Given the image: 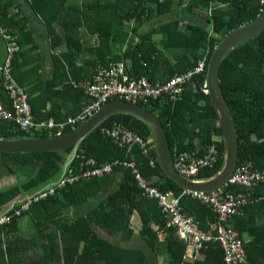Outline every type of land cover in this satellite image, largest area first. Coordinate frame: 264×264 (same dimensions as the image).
I'll use <instances>...</instances> for the list:
<instances>
[{
	"label": "trees",
	"instance_id": "1",
	"mask_svg": "<svg viewBox=\"0 0 264 264\" xmlns=\"http://www.w3.org/2000/svg\"><path fill=\"white\" fill-rule=\"evenodd\" d=\"M25 1L49 28L52 45L61 42L54 24L63 28L66 50L53 56L55 76L63 83L60 91L77 96L76 106L68 108L65 114L56 113L46 109L52 97L47 85L36 94L35 86L25 83V77L20 76L23 65L19 57L23 58L29 50H20L25 41L19 37L29 32L11 29V23L13 28L16 22V14L10 12L13 0H0V26L19 45L13 55L11 74L20 85L28 86L25 88L35 122L49 118L59 122L78 114L92 99L83 86L76 87L74 83L90 80L98 64L108 60H128L131 76H146L152 82H166L176 74L195 70L205 55L208 65L218 42L233 29L258 17L264 5V0ZM154 17L162 21L140 32L139 26ZM91 36L95 40L87 45L86 38ZM77 58L80 64L76 63ZM206 73L207 66L204 72L194 73L178 100L161 97L138 103L158 116L173 153L186 150L202 154L211 145L215 146L218 160L212 168L202 170L197 179L214 175L223 163L222 128L208 90L203 86ZM218 79L237 129V165L250 163L253 168L263 170L264 29L222 58ZM0 103L4 108L10 106L3 84ZM112 121L141 136L147 143V154L138 146L121 147L118 139L105 135L102 127ZM82 123L67 124L62 130L57 127L25 130L14 121L1 120L0 138L54 136ZM72 148L24 153L0 151V180L11 175L16 178L0 187V211L12 202L18 207L16 200L55 182ZM89 158L97 163L115 160L119 163L102 176L85 177L81 172ZM123 160L134 161L136 169L124 166ZM68 168L71 170L68 176L77 175L76 180L56 187L53 193L32 201L20 216L0 224V264H157L162 253L166 254V264H224L223 248L213 239L204 243L202 258H184L186 243L178 237L176 227L167 225V216L157 199L142 194L138 173L164 193L171 191L179 196L184 189L161 170L152 131L139 118L130 114L107 118L78 144ZM114 175L115 186L98 199ZM226 190L249 192L258 201L240 206L238 212L227 218L226 226L236 230L243 240L247 255L243 264H264V216L259 213L264 204V180L252 189L232 184ZM180 206L198 222L200 229L215 234L218 219L210 207L193 194L182 195ZM134 214L140 221L137 234L132 225ZM245 233L248 237L244 238ZM134 237L141 245L133 242Z\"/></svg>",
	"mask_w": 264,
	"mask_h": 264
},
{
	"label": "built area",
	"instance_id": "2",
	"mask_svg": "<svg viewBox=\"0 0 264 264\" xmlns=\"http://www.w3.org/2000/svg\"><path fill=\"white\" fill-rule=\"evenodd\" d=\"M2 35L6 41V58L0 66V76L10 99V107L4 108L0 106V121H14L19 128L25 130L30 127L37 129L57 127L62 130L67 124L82 123L99 109L102 104L112 98L136 100L147 96L156 97L162 93H167L170 98H175L176 94L181 90L179 84L181 85L190 76V73H187L175 76L165 84L152 85L145 78L130 79L124 72V64L119 62L112 65L109 69H103L101 76L91 83H74L76 87L83 86L86 94L92 99L91 102L82 107L78 114L68 116L64 121L59 122L53 118L35 122L31 105L28 101V93L11 74L13 55L19 50V45L14 41L13 36L6 34L5 29L2 30ZM106 133L112 137L121 135L123 142L128 144L139 143L147 145L141 136L131 134L118 126L107 129ZM217 160V149L214 145H211L207 149L205 156L200 159L194 158L187 152L181 153L176 165L180 172L186 175H193L204 165L213 167ZM104 169L109 170L110 166L106 165ZM98 172L100 170L93 171V173ZM256 179L264 180V169L258 170L253 168L250 163H241L236 165L230 182L237 185L251 186ZM66 180L67 178L63 177L58 184L63 185ZM139 180L146 194L158 198V203L167 216V225L175 226L178 237L185 241L184 258H199L202 255L201 250L204 247V243L213 239L217 240L223 248L224 264H243L247 261L243 240L236 230L226 226V220L233 213L238 212L240 206L258 202L257 200H247L243 198V195L225 191L224 188H219L211 193H194L201 199L203 204L210 207L216 214L218 221L215 224V234L211 235L200 229L198 222L192 216L182 211L179 198L174 196L172 192L160 193L156 188L147 186L141 178ZM46 188L47 186L39 188L17 201L20 204L18 207H14L15 202L5 205L0 211V224L9 222L11 217L20 216L22 211L28 210L32 201L45 196Z\"/></svg>",
	"mask_w": 264,
	"mask_h": 264
},
{
	"label": "water",
	"instance_id": "3",
	"mask_svg": "<svg viewBox=\"0 0 264 264\" xmlns=\"http://www.w3.org/2000/svg\"><path fill=\"white\" fill-rule=\"evenodd\" d=\"M264 29V5L261 14L254 20L242 24L225 35L210 56L206 80L209 89V97L218 114L222 128L223 163L221 168L212 176L194 181L181 175L174 166L173 155L168 143L165 129L156 116L141 105L127 102L121 99H113L103 104L82 124L67 133H59L54 136L22 137L5 139L0 138V151L3 152H34V151H62L73 147L64 167L69 164L75 155L78 144L96 127L107 118L115 114H130L147 124L153 136V147L156 160L165 173L182 188L193 191H211L224 185L231 177L238 159V135L234 118L223 94L218 79L221 60L240 43L257 35Z\"/></svg>",
	"mask_w": 264,
	"mask_h": 264
},
{
	"label": "crops",
	"instance_id": "4",
	"mask_svg": "<svg viewBox=\"0 0 264 264\" xmlns=\"http://www.w3.org/2000/svg\"><path fill=\"white\" fill-rule=\"evenodd\" d=\"M10 12L12 14H16L14 19L16 22L13 23V28L11 23V29L15 32L18 30L21 31L22 29H24V32H29V34L25 35L23 33L19 37L20 40L25 41L20 47V50H29L23 58L19 57V62H21L23 65L20 71V76L23 78L25 77L26 84L31 87L35 86L37 90L36 94L39 93V88H43L45 87V85H47V92L50 93L52 97L51 100L47 101L46 109H52L56 113L60 112L61 114H65L68 108L76 106L75 104L77 102V96L68 91H60L63 83L57 81L58 79H60L59 76H55L56 70L53 63V56L58 55L60 52L66 50L63 28H61L56 23L54 24L57 35L59 36L61 41L59 44L54 46L52 45V40L48 34L49 28L43 23L40 17H38L32 11L25 0H13L12 6L10 7ZM4 29L6 28L0 26V66L3 64V61L6 58V41L2 35V30ZM86 39H88L87 42L85 41L86 44L91 45V43L94 42L95 37L91 36L87 37ZM128 62V60L124 62L126 66L128 65ZM76 63H81L79 58H77ZM0 85H2L1 80ZM22 87H24L25 90V87L28 88V86L26 85ZM56 91L58 92L56 93ZM0 106L3 107L1 103ZM116 181L117 176L114 175L110 183L106 185L104 191L111 190L115 186ZM20 199L22 198H19L16 201H19ZM259 213L264 216V204L261 206V210L259 211ZM132 223L134 232L135 234H137L140 228V221L136 214L132 216ZM23 229L24 227L22 228V230ZM247 235L248 233H245L243 235L244 238L248 237ZM132 240L133 242H137L140 245L142 243L140 240L136 239V237L132 238ZM160 256L163 257L160 258ZM165 258L166 254L162 253L161 255H159L158 259H160L161 261L157 259V264H159V262H161L162 264H166ZM199 258H202V255Z\"/></svg>",
	"mask_w": 264,
	"mask_h": 264
},
{
	"label": "bare ground",
	"instance_id": "5",
	"mask_svg": "<svg viewBox=\"0 0 264 264\" xmlns=\"http://www.w3.org/2000/svg\"><path fill=\"white\" fill-rule=\"evenodd\" d=\"M247 23H248V22H247ZM259 33H260V32H259ZM119 62H121V63L124 64V72L128 75V77H129L130 79H136V80H137V79L145 78V79H147V81H148L149 83H151L152 85H156V84H159V85H161V84H165V83L169 82L171 79H173V77H175V76H181V75H185V74H187V73H190V76H189L187 79H185V81H184L181 85L179 84V86L181 87V90H180V92H179L178 94H176V97H175V98H170V96H169L167 93H162L161 95L156 96V97L147 96L146 98H143V99H136V100H125V99H121V100H125V101H127V102H131V103H134V104H138L140 101H142V100H146V99H150V98H151V99H158V98H161V97H167V98H169V99L172 100V101L178 100V99L180 98V96H181V93H182L183 90H184V85L186 84V82H187L188 80H190V78L193 76V74L196 73V72H204V70H206V66H207V55H205L203 58H201V59L199 60V62H198V66H197V68H196L195 70H189V71H187L186 73L176 74V75H174L173 77H171L170 79H168L166 82H159V81H157V82H152V81H150V80L148 79V77H146V76H142V77H133V76H131L130 73L128 72L127 66H126V64H125L123 61L108 60L106 63L98 64V66H97V68H96V72L92 75V77H91L90 80H88L87 82L80 81V82H78V83H83V84H84V83H91V82H93L97 77H100V76H101V71H102L103 69H109L112 65H114V64H116V63H119ZM200 63L202 64L201 66H200ZM218 73H219V72H218ZM219 83H220V82H219ZM203 86H204L205 88H207L208 93H209V89H208V85H207L206 77H205V79H204V84H203ZM220 86H221V85H220ZM221 88H222V87H221ZM222 91H223V90H222ZM223 94H224V93H223ZM225 99H226V98H225ZM138 105H140V104H138ZM142 107H143V106H142ZM150 112H151V111H150ZM152 113H153V112H152ZM156 116H157V115H156ZM157 117H158V116H157ZM159 120H160V119H159ZM161 123H162V122H161ZM162 125H163V124H162ZM115 126H118V127H120V129H123V130H125V131H127V132H130L131 134H135L133 131H131L130 129H128L126 126H124V125L118 123L117 121H112V122H110L109 125L102 127V132H103L105 135L109 136V135L106 133V130H107V129H112V128L115 127ZM163 127H164V126H163ZM165 132H166V131H165ZM110 137H112V136H110ZM112 138L118 139V144H119V146H121V147L125 146L126 148L130 149V148L133 147V146H138L140 149H142L143 153H146V154H147V152H148V147H147V145H141V144H139V143H133V144L125 143V142H123V138L121 137V135H119L118 137H112ZM167 139H168V138H167ZM168 143H169V142H168ZM171 151H172V150H171ZM183 152H187V153H189L191 156H193V157L196 158V159L203 158V157L205 156L206 152H204V153H202V154H198V153H194V152L192 153V152H190V151H186V150L177 151V152H175V153L172 152V155H173V161H174V166H175L176 170H177L181 175H183L184 177H186V178H188V179L194 180V181L203 180V179H197L196 176H197L202 170H204V169H206V168H212V167H210V166H208V165H204V166L200 167L199 170H198L195 174H193V175H186V174L180 172V170L178 169V167H177L176 164H177V162H178L179 159H180V154L183 153ZM76 153H77V149H76L75 155H74V157L72 158V160L75 158ZM72 160H71V161H72ZM71 161H70V162H71ZM70 162H69V163H70ZM117 163H119L118 160H115V161H113V162L97 163V161H96L94 158H89V159H87V162L84 163V167H83V169H82L81 175H82V176H85V177H86V176H102L104 173L111 172L112 169H113V165H114V164H117ZM121 163H122L124 166H126V167H130V168L136 169V167H135V163H134V161H132V160H123ZM150 163L152 164L153 162L150 161ZM68 165H69V164H67V166L64 167V170H63L62 174L60 175V177H59L55 182L49 183V184L47 185V188H46V194H45L44 197H46L48 193H53V192L55 191V188H56V187H62V186H64V185L66 184L67 181H68V182H72L73 180H76V179H77V175H73V176H70V177L68 176V174L71 172V170L68 168ZM106 165H109V166H110V169H109V170H105V169H104V166H106ZM94 170H100V172H98V173H93ZM164 174H165V173H164ZM232 175H233V173H232ZM232 175H231V177L228 179V181H227L224 185H222V186H220V187H217L216 189L211 190V191H193V190H189V189L182 188V187L180 186L182 189H184L181 195L177 196V195H175L173 192H172V193H173L174 196H177V197L179 198V203H180V197H181L182 195H189V194H193L198 200L201 201V199L198 198L194 193H200V192H201V193H211V192H213V191L218 190L219 188H224V190L227 191V190H226V187H227L228 185H232V184L234 185V183H231V182H230V179L232 178ZM63 177H64V178H67V180H66L65 184H63V185H59L58 182H59V180H60L61 178H63ZM139 178H141V179L143 180V182H144L147 186H149V187H154V188H156L160 193L165 194L164 192L160 191L157 187L152 186L151 184H149L148 181H147L145 178H143V177L138 173V175H137V181H138V184H139V186H140V188H141V190H142V194H143L144 196H148V197H151V198H155V199H157V201H158V198H156L155 196H150V195H148V194H146V193L144 192L145 190H144V188L141 186V183H140ZM169 179H170V178H169ZM204 179H206V178H204ZM172 181H173V180H172ZM259 181H263V180H261V179H256V180L254 181V183H253L251 186H245V185H241V184H239V185H240V186H243L244 188H247V189H252V188H254V187L257 185V183H258ZM177 185H178V184H177ZM184 191H186V192H184ZM168 192H171V191H168ZM168 192H166V193H168ZM239 194L243 195V198H245V199H247V200H256V199L253 198V196H251V193H249V192H248V193H241V192H240ZM158 204H159V203H158Z\"/></svg>",
	"mask_w": 264,
	"mask_h": 264
},
{
	"label": "rangeland",
	"instance_id": "6",
	"mask_svg": "<svg viewBox=\"0 0 264 264\" xmlns=\"http://www.w3.org/2000/svg\"><path fill=\"white\" fill-rule=\"evenodd\" d=\"M179 14V13H178ZM180 15V14H179ZM166 19H168V18H166ZM160 21H162V19H160V18H156V17H154V18H152L149 22H147L146 24H143V25H141V26H139V31L140 32H143V31H145L148 27H150L152 24H156V23H158V22H160ZM130 26L133 24V21H131V22H129L128 23ZM135 39H136V37H135ZM16 180V178L14 177V176H7V177H5V178H3V179H1L0 180V187H2V186H5V185H7V184H9V183H12V182H14ZM106 192L107 191H103L102 193H101V195L99 196H97V198L99 199V198H101L102 196H104L105 194H106ZM97 199V200H98ZM97 200H93V201H97ZM7 205V204H6ZM133 224V223H132ZM25 225V222H23V224H22V226H24ZM114 239V238H113ZM115 240V239H114ZM161 257H163V256H160V258ZM159 261H161L160 259H158ZM151 264H152V262H151ZM159 264H162L161 262H159Z\"/></svg>",
	"mask_w": 264,
	"mask_h": 264
}]
</instances>
